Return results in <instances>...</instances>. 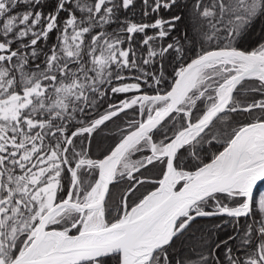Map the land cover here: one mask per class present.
I'll list each match as a JSON object with an SVG mask.
<instances>
[{"label":"snow or ice","instance_id":"1","mask_svg":"<svg viewBox=\"0 0 264 264\" xmlns=\"http://www.w3.org/2000/svg\"><path fill=\"white\" fill-rule=\"evenodd\" d=\"M261 186L264 0H0V264H264Z\"/></svg>","mask_w":264,"mask_h":264},{"label":"trees","instance_id":"2","mask_svg":"<svg viewBox=\"0 0 264 264\" xmlns=\"http://www.w3.org/2000/svg\"><path fill=\"white\" fill-rule=\"evenodd\" d=\"M109 143H111L110 140H105V141H104V147H107ZM213 151H215V149H213ZM263 189H264V186H261V187H260V191L262 192Z\"/></svg>","mask_w":264,"mask_h":264},{"label":"rangeland","instance_id":"3","mask_svg":"<svg viewBox=\"0 0 264 264\" xmlns=\"http://www.w3.org/2000/svg\"><path fill=\"white\" fill-rule=\"evenodd\" d=\"M262 192H264V189L262 190Z\"/></svg>","mask_w":264,"mask_h":264}]
</instances>
